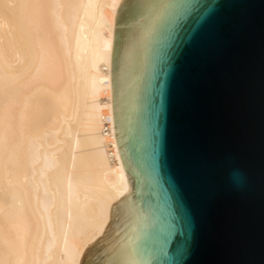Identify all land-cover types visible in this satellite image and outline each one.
Wrapping results in <instances>:
<instances>
[{"label": "water", "instance_id": "obj_1", "mask_svg": "<svg viewBox=\"0 0 264 264\" xmlns=\"http://www.w3.org/2000/svg\"><path fill=\"white\" fill-rule=\"evenodd\" d=\"M110 89L130 189L80 264H264V0H119Z\"/></svg>", "mask_w": 264, "mask_h": 264}, {"label": "bare ground", "instance_id": "obj_2", "mask_svg": "<svg viewBox=\"0 0 264 264\" xmlns=\"http://www.w3.org/2000/svg\"><path fill=\"white\" fill-rule=\"evenodd\" d=\"M119 0H0V264H80L130 186L110 59Z\"/></svg>", "mask_w": 264, "mask_h": 264}, {"label": "clouds", "instance_id": "obj_3", "mask_svg": "<svg viewBox=\"0 0 264 264\" xmlns=\"http://www.w3.org/2000/svg\"><path fill=\"white\" fill-rule=\"evenodd\" d=\"M233 179L236 180L237 182H239V179H240L239 173H234Z\"/></svg>", "mask_w": 264, "mask_h": 264}]
</instances>
